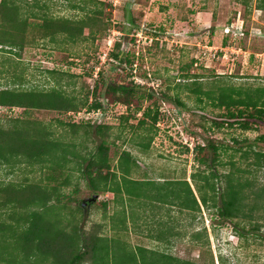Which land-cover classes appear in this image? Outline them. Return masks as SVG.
<instances>
[{
  "label": "rangeland",
  "instance_id": "374dc122",
  "mask_svg": "<svg viewBox=\"0 0 264 264\" xmlns=\"http://www.w3.org/2000/svg\"><path fill=\"white\" fill-rule=\"evenodd\" d=\"M97 1L103 2L101 6L103 19L108 23L107 30L97 32L95 38L89 36L87 40L80 42H71L66 36L57 35L54 40H39L33 46L16 50L15 53L0 52V82L10 87L28 89L47 90L53 86H62L69 94L79 97L88 95L91 100L101 69L120 83H137L146 92L154 93L152 98L141 102L143 109L158 105L160 112L157 133L149 150L143 152L138 144L142 141L139 136L143 131L142 128L138 129L141 112L130 118L126 126L122 124V115L132 114L137 101L129 111L127 106L111 104L105 112L88 108L79 113H59L51 110L26 112L16 109L12 112L5 111L4 114L36 118L49 123L55 136L66 141L73 140L77 145L83 143V151L94 149L101 141L100 136L93 132L85 137L81 136L80 131L77 137H73L70 128L61 126L59 120L68 121L71 118L75 121L90 120L96 124L110 125L109 155L113 164L121 151L130 150L141 163L137 173H134L138 178H185L192 183L190 176L198 170L194 146L215 140L230 148L223 154L224 162L229 161L233 154L237 165L250 170L241 173L244 177L256 185L264 184V169L249 166L248 161L241 158V152L237 151L238 147H248V138L255 139L257 135L264 133V124L259 125L256 130L248 131L238 127L214 126L212 119L218 118L217 114L224 110L213 107L203 93L200 94L202 100H199V95L191 89L194 86H186L193 80L202 83L204 89L225 83L236 86H264V8H257L262 1ZM42 2L47 7L41 10L47 14L74 18L84 16L95 7V4H85L83 0ZM38 10L35 8V11ZM30 19L31 22L41 21L35 17ZM128 28L130 33L123 39L124 31ZM88 33L86 30V35ZM116 40L125 41V52H129L134 58L132 68L122 65L114 69L113 62L108 60L107 54ZM166 94L171 98H167ZM176 97L183 105L176 104ZM150 124L151 119H148L146 126L149 127ZM70 165L74 166V163ZM31 168L27 163H21L11 173H7V168H0V183L2 180L11 179L22 182L24 177L34 178L46 173L32 171ZM230 168V165H226L220 169L228 171ZM72 173V184L64 188L65 195L72 198L68 202V210H75L83 199L96 194L83 180H78L77 171L73 170ZM107 194H98V199L91 202L89 208H82L83 213L76 209L77 220L88 231L94 227L95 222L102 223L100 234L103 236H120L133 246L138 243L147 245V242L140 241L139 236L131 233L135 227L133 223H128L127 230L114 225L115 220L111 218L117 209L113 202L114 194ZM103 202L107 203L106 211L100 205ZM215 210L216 208L211 212L203 210L197 218L186 212L180 214L185 221L183 224L189 221L190 224L183 227L184 234L187 235H183L172 248L173 255L203 264H264L263 212L258 210L252 219L259 224V230H252L248 219L243 224L248 232L240 237L233 223L222 220L212 212ZM54 217L57 218L56 215ZM119 219L120 217L117 220ZM194 233H201L200 242L191 240ZM206 234L209 244H205ZM131 245L128 244L126 248L128 255L134 252L135 247ZM119 247L121 245L117 247L118 261H131L129 257L121 256Z\"/></svg>",
  "mask_w": 264,
  "mask_h": 264
},
{
  "label": "trees",
  "instance_id": "16d2710c",
  "mask_svg": "<svg viewBox=\"0 0 264 264\" xmlns=\"http://www.w3.org/2000/svg\"><path fill=\"white\" fill-rule=\"evenodd\" d=\"M83 1L85 4H95V7L84 16L74 18L47 14L41 10L47 7L42 0H0V52L15 53L16 50L33 46L39 40H54L57 35L66 36L71 42L84 41L89 36L95 38L97 32L108 29V23L103 19V2ZM244 1L247 3L250 0ZM260 2L257 8L263 9L264 0ZM35 8L39 10L35 11ZM31 17L41 21L31 22ZM86 30L89 31L88 35ZM128 33L130 28L124 31L123 39ZM123 41H114L107 54L114 69L122 65L132 68L134 63L133 56L125 52ZM186 86H194L191 89L199 95V100H202L200 94L203 93L213 107L224 110L217 114L218 118L212 119L214 126L238 127L248 131L264 124V86L225 83L204 89L198 80ZM153 94V91L148 93L137 83H120L111 75H106L103 69L98 72L92 100L88 95L79 97L69 94L62 86L47 90L28 89L10 87L0 82V168H7V173H11L21 163H27L32 171L46 172L39 177H24L22 182L11 179L0 183V264H203L159 248L138 245L128 255L126 248L131 243L120 236L100 234L102 223L95 222L88 231L77 220L75 212L77 209L83 213L84 208L79 204L75 210H68V202L72 198L65 195L64 188L72 184L73 170L78 172V180H83L92 192L114 194V201L119 204L111 218L116 220L120 217L118 222L123 230H127L128 218L133 216V212L129 214L126 210L127 205H134L136 200L155 208L165 204L168 210H171V206H177L193 218H197L203 210L211 212L216 208L212 212L222 220L232 222L240 237L248 232L243 225L248 219L251 229L259 230V224L252 219L258 210L264 215V184L256 185L244 177L241 173L250 170L237 165L233 154L229 161L224 162L223 154L230 148L223 143L210 140L194 146L198 170L190 176L192 184L185 178H138L134 173H137L141 163L130 150L121 151L113 164L109 155L110 125L71 118L68 121L59 120L61 126L70 128L73 137H77L80 131L81 136L89 137L93 132L100 136L101 141L94 149L83 151V143L77 145L73 140L66 141L55 136L49 123L4 114L16 109L79 113L88 108L105 112L111 104L127 106L129 111L137 101L132 114L122 115V124L126 126L130 118L141 112L138 129L142 128L143 131L139 136L142 141L138 144L143 152H147L157 133L160 112L158 105L143 109L141 102L152 98ZM166 97L171 98L167 94ZM174 101L177 105H183L178 97ZM148 119H151L149 127L146 126ZM247 140L246 149L237 148L241 158L248 161L249 166L264 169V133ZM70 163H74V166ZM226 165L231 168L221 171L220 168ZM100 205L106 211L107 203ZM199 234L193 235L197 238ZM206 237L205 244H209L207 234ZM119 245L121 256L125 255L131 261H118Z\"/></svg>",
  "mask_w": 264,
  "mask_h": 264
},
{
  "label": "crops",
  "instance_id": "0c3cea01",
  "mask_svg": "<svg viewBox=\"0 0 264 264\" xmlns=\"http://www.w3.org/2000/svg\"><path fill=\"white\" fill-rule=\"evenodd\" d=\"M113 202L115 207L118 208L119 203ZM126 210L129 214L133 212V216H130L127 221L135 226L131 233L139 236L140 241L148 243L147 245L138 243L134 247L138 245L159 248L173 255L172 248L182 239L183 235H187L184 234L183 227L190 224V221L185 225L183 224L185 221L180 214L184 213V211L177 206H171V210H168V205L165 204L155 208L136 200L134 205H127ZM114 225L121 226L117 219ZM201 237V233L197 238L192 235L191 240L200 242Z\"/></svg>",
  "mask_w": 264,
  "mask_h": 264
},
{
  "label": "water",
  "instance_id": "95a60500",
  "mask_svg": "<svg viewBox=\"0 0 264 264\" xmlns=\"http://www.w3.org/2000/svg\"><path fill=\"white\" fill-rule=\"evenodd\" d=\"M98 197H99L98 194H94L92 197H89V198H85V199H83V200L80 202V204H81V206H82L84 209H85V207H86V208H89L90 203L96 201V200L98 199Z\"/></svg>",
  "mask_w": 264,
  "mask_h": 264
},
{
  "label": "built area",
  "instance_id": "2783aa9c",
  "mask_svg": "<svg viewBox=\"0 0 264 264\" xmlns=\"http://www.w3.org/2000/svg\"><path fill=\"white\" fill-rule=\"evenodd\" d=\"M114 1H116V2H117L118 0H114Z\"/></svg>",
  "mask_w": 264,
  "mask_h": 264
}]
</instances>
